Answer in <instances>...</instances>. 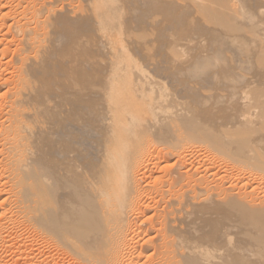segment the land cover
<instances>
[{
	"label": "bare ground",
	"instance_id": "bare-ground-1",
	"mask_svg": "<svg viewBox=\"0 0 264 264\" xmlns=\"http://www.w3.org/2000/svg\"><path fill=\"white\" fill-rule=\"evenodd\" d=\"M11 251L264 264V0H0Z\"/></svg>",
	"mask_w": 264,
	"mask_h": 264
},
{
	"label": "rangeland",
	"instance_id": "rangeland-1",
	"mask_svg": "<svg viewBox=\"0 0 264 264\" xmlns=\"http://www.w3.org/2000/svg\"><path fill=\"white\" fill-rule=\"evenodd\" d=\"M204 156H205V155H204ZM201 157H203V154H202V156L200 155V156L198 157V159H199V160L201 159L200 161L203 162V161L205 160L206 156H205V158L203 157L204 160H203V158H201ZM195 159L197 160V158H195ZM216 171H217V169L214 170V172H216ZM220 171L223 172L222 170H220ZM218 172H219V170H218ZM212 173H213V172H212ZM219 173H220V172H219ZM223 173H224V174H223ZM223 173H222L223 176L226 175L225 172H223ZM220 176H222V175L220 174ZM224 178H225V180H226V178L228 179V176H227V177L224 176ZM225 180H224V181H225ZM227 182L229 183L230 181H227ZM227 182L225 181L226 184H227ZM38 243H39V242H38ZM41 246H42L41 243H40V245L38 244V246H37V247H38V251H39V249H41L42 247H44V246H42V247H41ZM39 247H40V248H39ZM22 254H23V256H22ZM12 255H13V256H12ZM18 256L20 257V260L17 261V262H15V259H14V258H17ZM18 256H17V254H14L13 251H11V253L9 252L8 254H6V256H4V259H5L4 261H5V262H4V263L1 262L0 264H13V263H14V264H29V263H30V262H27V261L25 260V254H24V253H21V254L19 253ZM52 257H54V255H53ZM55 257H56V255H55ZM55 257H54V258H55ZM2 258H3V257L1 256V259H2ZM21 258L24 259L25 262H24V260H22ZM55 259H56V258H55ZM58 259L63 260L62 262L65 263V264H66V263L69 264V262H67L66 259L64 260L62 257H61V258L58 257V258H57V261H59L60 264H61L62 262H61L60 260H58ZM20 261H21V262H20ZM22 261H23V262H22ZM59 263H58V264H59Z\"/></svg>",
	"mask_w": 264,
	"mask_h": 264
}]
</instances>
